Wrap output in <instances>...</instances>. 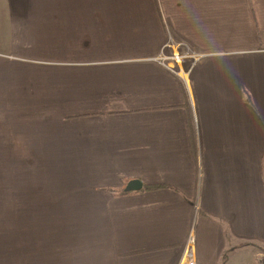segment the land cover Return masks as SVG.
<instances>
[{"label": "crops", "instance_id": "0c3cea01", "mask_svg": "<svg viewBox=\"0 0 264 264\" xmlns=\"http://www.w3.org/2000/svg\"><path fill=\"white\" fill-rule=\"evenodd\" d=\"M17 27L56 28L31 38L54 57L15 53ZM169 40L200 56L186 77ZM0 70L4 152L72 156L73 192L42 203L88 218L32 264L264 259V0H0ZM4 240L0 264L30 260Z\"/></svg>", "mask_w": 264, "mask_h": 264}, {"label": "rangeland", "instance_id": "374dc122", "mask_svg": "<svg viewBox=\"0 0 264 264\" xmlns=\"http://www.w3.org/2000/svg\"><path fill=\"white\" fill-rule=\"evenodd\" d=\"M77 1L88 2L92 0ZM47 15L53 16V13L50 12ZM72 15L76 18L75 14L72 13ZM17 18H20L19 15H17ZM36 24H38L36 21L30 22L31 26ZM16 29L17 33L14 37V46H16L17 49L14 51L15 53L19 51L20 48H25L26 54L30 57L34 56V59H48L54 57L53 53L43 51L34 52L32 54V48H34V46L32 45L31 38H40L44 31L47 32L55 30L56 28L17 27ZM17 53L26 55L21 51ZM5 61L10 62L14 60ZM32 123L33 122H31L30 128L35 126V124ZM9 135V132L3 136L2 133H0V186L2 185L4 188V191L0 193V212L9 210V229L7 231L4 228L2 215L0 214L1 244L4 246L6 244L4 240L6 234L10 235L11 239L14 241L16 240L18 243H16L15 246L17 248V257L20 256L21 261H23L24 256L27 254L25 259L30 260L25 264H32L34 262L32 260V255H30V253L33 252L32 247L39 246L37 244L43 241L46 236V230L48 232L50 229L60 227H75V225L76 227L84 226L88 224V218H84L85 214L83 216L78 214L74 215L72 212L73 204H61L57 202L42 203L43 201L56 200L59 195L73 192L72 185L75 178L73 171L71 169L69 170L72 164V156L56 154H28V156H23L9 154L4 151H8L10 146L7 145L4 147L1 141L2 139L10 141ZM19 175L22 176L21 180L19 179ZM16 195L22 196L21 200L25 206L21 208L19 215L16 213V203H12L13 199H17ZM31 207L38 208L40 213L36 216L32 226L20 231V237H18L15 230V219L18 218L19 221L30 214ZM51 207L53 210H51ZM32 211L36 210L32 209ZM261 251L264 252V250ZM240 252V264H248L250 258L244 255V253L248 251L242 250ZM227 254L229 255V253H226V255ZM244 259L247 260V263H245L246 260ZM38 261H40V259H38ZM249 264H264V259L262 257H252V262L250 260Z\"/></svg>", "mask_w": 264, "mask_h": 264}, {"label": "built area", "instance_id": "2783aa9c", "mask_svg": "<svg viewBox=\"0 0 264 264\" xmlns=\"http://www.w3.org/2000/svg\"><path fill=\"white\" fill-rule=\"evenodd\" d=\"M162 51H163L164 54H168V57H170L169 61H171L169 63H167V62L164 63V64H167V65H164L163 67L168 69L170 72L177 73V74H179L181 76H185V77L190 72V68H188L186 66L187 58H192L195 62H198L199 59H200V56L192 54L189 51H187L186 49L181 51V46L176 44V43H174V42H172V41H170V40L164 46ZM183 51H184V53H183ZM181 53H183L181 55V58H180L182 60H178V59L177 60H172L173 57H178L177 54H181ZM195 64H197V63H194V65ZM193 66L191 65V67H193ZM189 264H194V261L191 260L189 262Z\"/></svg>", "mask_w": 264, "mask_h": 264}, {"label": "trees", "instance_id": "16d2710c", "mask_svg": "<svg viewBox=\"0 0 264 264\" xmlns=\"http://www.w3.org/2000/svg\"><path fill=\"white\" fill-rule=\"evenodd\" d=\"M25 156V155H23ZM22 176L19 175V179L21 180ZM19 180V181H20ZM160 188V186H151V187H146V189H158ZM4 191L3 186H0V193H2ZM125 194H129V193H125L124 191H120L119 193H117L116 195H125ZM25 207L23 203H16V213L17 215L20 214L21 208ZM32 211V208H30V212ZM0 214L2 215V221H3V225L5 230L7 231L9 229V210L8 211H1ZM32 221V217L30 214H28L27 216L23 217L22 219H20L18 221V218L15 219V227H16V231H17V236L20 237L19 232L22 231L23 229H25ZM228 258V254L226 255V253H224V255L222 256V264H224V262L226 261V259Z\"/></svg>", "mask_w": 264, "mask_h": 264}, {"label": "water", "instance_id": "95a60500", "mask_svg": "<svg viewBox=\"0 0 264 264\" xmlns=\"http://www.w3.org/2000/svg\"><path fill=\"white\" fill-rule=\"evenodd\" d=\"M142 189V184L139 180H132L127 183L124 192H138Z\"/></svg>", "mask_w": 264, "mask_h": 264}, {"label": "bare ground", "instance_id": "6f19581e", "mask_svg": "<svg viewBox=\"0 0 264 264\" xmlns=\"http://www.w3.org/2000/svg\"><path fill=\"white\" fill-rule=\"evenodd\" d=\"M124 189H125V188H124ZM123 191H124V190H123ZM125 193H126V192H125ZM128 193H130V192H128ZM184 261H185V262H187V260H186V259H185Z\"/></svg>", "mask_w": 264, "mask_h": 264}]
</instances>
